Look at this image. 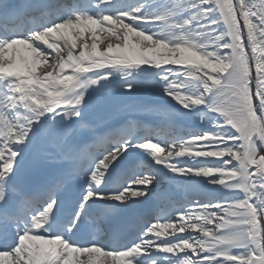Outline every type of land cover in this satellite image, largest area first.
<instances>
[{
	"label": "snow or ice",
	"instance_id": "1",
	"mask_svg": "<svg viewBox=\"0 0 264 264\" xmlns=\"http://www.w3.org/2000/svg\"><path fill=\"white\" fill-rule=\"evenodd\" d=\"M0 264H264V0H0Z\"/></svg>",
	"mask_w": 264,
	"mask_h": 264
},
{
	"label": "bare ground",
	"instance_id": "2",
	"mask_svg": "<svg viewBox=\"0 0 264 264\" xmlns=\"http://www.w3.org/2000/svg\"><path fill=\"white\" fill-rule=\"evenodd\" d=\"M98 35L100 36L102 42H106V34H105V33L100 32V33H98ZM112 42H113V43H116L115 38H112ZM101 46H103V43H101ZM163 154L166 155V152L163 153ZM118 173H119V176L114 174V175L109 179V184H108V186H109L110 188L117 187L118 184H117V186H115L116 184H114V183H118V182L120 183V181L122 180L123 173H122V172H118ZM165 187H167V185H165ZM172 191H174V192L176 191L175 186H173ZM180 195H183V193L181 192ZM193 198H198V197H196V196H192V197H190V199H193Z\"/></svg>",
	"mask_w": 264,
	"mask_h": 264
},
{
	"label": "rangeland",
	"instance_id": "3",
	"mask_svg": "<svg viewBox=\"0 0 264 264\" xmlns=\"http://www.w3.org/2000/svg\"><path fill=\"white\" fill-rule=\"evenodd\" d=\"M195 199H198V198H193V200H195Z\"/></svg>",
	"mask_w": 264,
	"mask_h": 264
}]
</instances>
